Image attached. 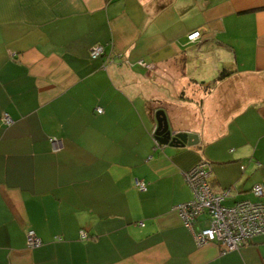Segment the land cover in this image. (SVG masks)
Returning a JSON list of instances; mask_svg holds the SVG:
<instances>
[{"label": "crops", "instance_id": "0c3cea01", "mask_svg": "<svg viewBox=\"0 0 264 264\" xmlns=\"http://www.w3.org/2000/svg\"><path fill=\"white\" fill-rule=\"evenodd\" d=\"M158 110L196 144L156 147ZM3 114L0 264H264V234L197 246L174 211L202 161L264 203V0H0Z\"/></svg>", "mask_w": 264, "mask_h": 264}, {"label": "built area", "instance_id": "2783aa9c", "mask_svg": "<svg viewBox=\"0 0 264 264\" xmlns=\"http://www.w3.org/2000/svg\"><path fill=\"white\" fill-rule=\"evenodd\" d=\"M186 38L189 43H193L200 38V32L194 31ZM103 55L102 46L93 47L89 53L92 60L101 58ZM95 111L97 114L103 112L100 108ZM1 122L7 127L12 124L7 114L1 116ZM152 139L155 146L159 147L154 139V131ZM51 142L54 151H57L60 147L58 141L52 139ZM209 177L210 165L204 161L199 162L185 173L184 178L192 192V199L174 207L182 225L192 234L196 245L202 246L217 242L224 247L225 251H231L237 250L253 237L264 234V203L240 200L227 206L224 203L230 196V191L215 192L211 187ZM137 188L144 191L145 184L139 182ZM251 192L256 199L260 200L264 194V185L254 186ZM202 215L206 216L208 223L205 228H199L195 224ZM80 236L86 238L85 232H82ZM26 244L28 248H35L41 245V241L34 231L29 230L26 235Z\"/></svg>", "mask_w": 264, "mask_h": 264}, {"label": "water", "instance_id": "95a60500", "mask_svg": "<svg viewBox=\"0 0 264 264\" xmlns=\"http://www.w3.org/2000/svg\"><path fill=\"white\" fill-rule=\"evenodd\" d=\"M156 127L154 129V139L159 146L184 147L194 145L197 142L195 135L187 133H174L169 130L165 113L158 110L155 113Z\"/></svg>", "mask_w": 264, "mask_h": 264}, {"label": "rangeland", "instance_id": "374dc122", "mask_svg": "<svg viewBox=\"0 0 264 264\" xmlns=\"http://www.w3.org/2000/svg\"><path fill=\"white\" fill-rule=\"evenodd\" d=\"M223 74H225V73L222 72V73L220 74V76H222ZM234 79H236L237 81H239V77H236V78H234Z\"/></svg>", "mask_w": 264, "mask_h": 264}, {"label": "trees", "instance_id": "16d2710c", "mask_svg": "<svg viewBox=\"0 0 264 264\" xmlns=\"http://www.w3.org/2000/svg\"><path fill=\"white\" fill-rule=\"evenodd\" d=\"M90 57V56H89ZM1 120V119H0ZM2 123V122H1Z\"/></svg>", "mask_w": 264, "mask_h": 264}]
</instances>
